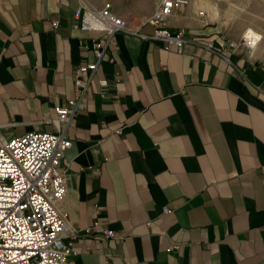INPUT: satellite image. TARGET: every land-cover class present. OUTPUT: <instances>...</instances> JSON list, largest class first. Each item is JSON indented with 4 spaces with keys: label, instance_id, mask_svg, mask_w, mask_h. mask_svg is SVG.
I'll list each match as a JSON object with an SVG mask.
<instances>
[{
    "label": "crops",
    "instance_id": "crops-1",
    "mask_svg": "<svg viewBox=\"0 0 264 264\" xmlns=\"http://www.w3.org/2000/svg\"><path fill=\"white\" fill-rule=\"evenodd\" d=\"M161 1H105L128 32L67 127L68 264H264V38L246 47L180 8L179 52L152 39ZM78 3L0 0V137L55 132L54 107L79 97L76 68L100 34L79 27ZM94 224L121 238L85 236Z\"/></svg>",
    "mask_w": 264,
    "mask_h": 264
},
{
    "label": "built area",
    "instance_id": "built-area-1",
    "mask_svg": "<svg viewBox=\"0 0 264 264\" xmlns=\"http://www.w3.org/2000/svg\"><path fill=\"white\" fill-rule=\"evenodd\" d=\"M188 4L189 0H162L149 19L155 27L152 39L173 44L181 52L186 42L184 33H173L170 28L177 10ZM74 17L82 30L100 34L86 46L94 61L76 68L74 85L79 97L54 107L55 132L32 131L9 139L0 137V264H68L78 236L58 209L68 191V175L60 168L65 150L71 145L67 127L85 109L84 96L91 77L114 36L128 32V25L109 2L97 6L79 0ZM198 17L203 19L204 13L199 12ZM52 24L57 27L59 22L54 20ZM242 44L253 46L245 38ZM261 66L264 71V62ZM107 83L105 79L99 81L101 87ZM162 211L168 213L167 208ZM96 228L97 224L88 227L84 235L90 236ZM98 229L102 238H121L112 231Z\"/></svg>",
    "mask_w": 264,
    "mask_h": 264
},
{
    "label": "rangeland",
    "instance_id": "rangeland-1",
    "mask_svg": "<svg viewBox=\"0 0 264 264\" xmlns=\"http://www.w3.org/2000/svg\"><path fill=\"white\" fill-rule=\"evenodd\" d=\"M91 1L102 4L106 0ZM182 10H189L193 19L203 12L200 22L215 24L228 37L244 38V30L250 28L264 38V0H189Z\"/></svg>",
    "mask_w": 264,
    "mask_h": 264
},
{
    "label": "bare ground",
    "instance_id": "bare-ground-1",
    "mask_svg": "<svg viewBox=\"0 0 264 264\" xmlns=\"http://www.w3.org/2000/svg\"><path fill=\"white\" fill-rule=\"evenodd\" d=\"M243 33H244V38L246 40H249L253 44V46L256 43V41L259 39L258 34L250 28L245 29Z\"/></svg>",
    "mask_w": 264,
    "mask_h": 264
}]
</instances>
